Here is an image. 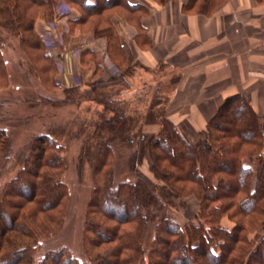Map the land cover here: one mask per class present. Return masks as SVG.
<instances>
[{"label": "trees", "instance_id": "16d2710c", "mask_svg": "<svg viewBox=\"0 0 264 264\" xmlns=\"http://www.w3.org/2000/svg\"><path fill=\"white\" fill-rule=\"evenodd\" d=\"M60 1L0 0V27L20 36L29 49L41 50L44 43L34 31L35 21L41 15L55 16ZM64 1L81 13L68 20L71 28L94 25L96 37H106L108 42L112 37L119 49L124 48L120 36L111 26L99 27L102 18L106 20L108 12L117 7L149 13L145 6L127 0ZM158 1L163 4L165 0ZM228 1L189 0L182 10L210 16ZM138 30L149 42L141 23ZM89 51L83 53L93 54ZM4 65L0 49V87L6 77ZM96 98L111 110L112 117L97 124L99 138L93 154L89 151L95 182L85 224L94 250L90 264H264V115L243 95L230 96L208 122L203 133L206 146L202 142L192 145L154 107L150 109L152 120L146 122L161 123V129L149 137L137 126L139 121L133 124L127 117L121 100L108 96V105L103 94ZM104 132L110 135L104 137ZM5 135L0 129V150ZM116 142L132 149L128 158L132 180H115ZM60 151L51 135L39 136L3 190L0 264H81L63 248L37 256L42 239L59 225L69 194L62 180L66 162ZM148 156L151 172L163 183L160 186L138 176L139 166ZM82 160L88 162L89 157L85 154ZM190 195L198 199L200 209L196 222L181 226L171 218L167 206H173V197ZM224 217L234 223L231 229L222 225ZM151 226L153 238L147 249Z\"/></svg>", "mask_w": 264, "mask_h": 264}, {"label": "rangeland", "instance_id": "374dc122", "mask_svg": "<svg viewBox=\"0 0 264 264\" xmlns=\"http://www.w3.org/2000/svg\"><path fill=\"white\" fill-rule=\"evenodd\" d=\"M127 1L147 8L144 0H141L144 4ZM152 1L162 5L158 0ZM175 1L165 0L163 4ZM80 14L78 8L63 0L57 5L55 16H39L34 31L41 36L44 47L42 45L41 50L36 51L23 45L20 36L0 27V49L6 73L0 87V129L6 134L5 145L0 150V198L29 155L32 142L43 134L51 135L54 143L61 146L59 154L66 162L62 180L69 194L61 209L59 225L42 239L37 256L63 248L81 264H90L94 250L88 242L92 237L86 234L85 224L95 182L94 163L89 151L93 154V147L99 138L97 124L112 117L111 110L102 105V100L96 95L103 94L105 101L108 96L109 99L121 100L127 117L133 120V124L139 121L137 126L151 137L159 133L161 123L146 122L152 120L150 109L154 107L153 110L165 113L169 119L171 112L168 108L179 74L162 63L153 69L141 64L135 68L133 51L121 38L114 18L120 17L125 24L138 30L149 13L143 15L117 7L108 12L106 20L102 18L103 23L99 27L111 26L120 36L123 49L114 44L112 37L109 42L106 37H96L94 25L71 28L68 20ZM138 32L140 36H137L136 43L146 50L145 35L142 31ZM46 37L53 46H47ZM88 42L100 44L87 48L85 43ZM86 50H91L93 54L85 55L83 52ZM46 53L50 56L46 57ZM105 61H108L107 64ZM97 62H101L99 68ZM94 89L97 92H93ZM204 132L199 134L197 141L206 146ZM108 135L104 132V137ZM114 152L116 182L132 180L134 174L128 164L132 149L116 142ZM85 154L89 160L83 163ZM151 166L148 156L139 166L138 176L152 186L162 185L151 172ZM172 200L173 206H167V211L175 222L181 226L196 222L200 203L194 195L173 197ZM222 225L231 229L234 223L224 217ZM153 230L151 226L145 240L147 249Z\"/></svg>", "mask_w": 264, "mask_h": 264}, {"label": "crops", "instance_id": "0c3cea01", "mask_svg": "<svg viewBox=\"0 0 264 264\" xmlns=\"http://www.w3.org/2000/svg\"><path fill=\"white\" fill-rule=\"evenodd\" d=\"M142 1L130 0L149 8L141 22L149 39L146 50L136 43V28L120 17L114 24L133 51L136 69L162 63L178 72L169 119L190 144L198 142L230 96L243 95L264 115V0H229L210 16L183 12L187 0Z\"/></svg>", "mask_w": 264, "mask_h": 264}, {"label": "built area", "instance_id": "2783aa9c", "mask_svg": "<svg viewBox=\"0 0 264 264\" xmlns=\"http://www.w3.org/2000/svg\"><path fill=\"white\" fill-rule=\"evenodd\" d=\"M48 39H49V38H48ZM48 39H47V37L45 38L46 42L48 43L47 46H49V47L53 46V45H51V44L49 43ZM105 62H106V64H107L108 61H105Z\"/></svg>", "mask_w": 264, "mask_h": 264}]
</instances>
